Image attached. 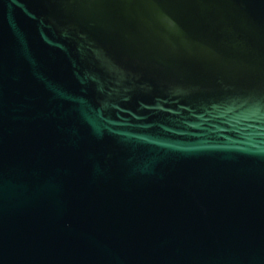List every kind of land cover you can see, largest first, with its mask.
Wrapping results in <instances>:
<instances>
[{"label": "water", "instance_id": "1", "mask_svg": "<svg viewBox=\"0 0 264 264\" xmlns=\"http://www.w3.org/2000/svg\"><path fill=\"white\" fill-rule=\"evenodd\" d=\"M0 264H264V0H0Z\"/></svg>", "mask_w": 264, "mask_h": 264}]
</instances>
